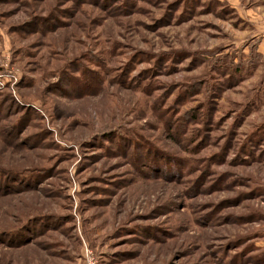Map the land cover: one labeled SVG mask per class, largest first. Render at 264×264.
<instances>
[{"label":"rangeland","instance_id":"obj_1","mask_svg":"<svg viewBox=\"0 0 264 264\" xmlns=\"http://www.w3.org/2000/svg\"><path fill=\"white\" fill-rule=\"evenodd\" d=\"M264 264V0H0V264Z\"/></svg>","mask_w":264,"mask_h":264},{"label":"built area","instance_id":"obj_2","mask_svg":"<svg viewBox=\"0 0 264 264\" xmlns=\"http://www.w3.org/2000/svg\"><path fill=\"white\" fill-rule=\"evenodd\" d=\"M87 264H94V263H93L92 259L91 260L88 259Z\"/></svg>","mask_w":264,"mask_h":264}]
</instances>
